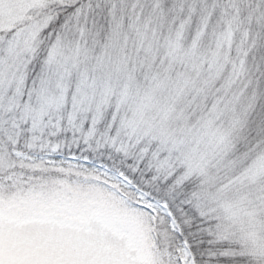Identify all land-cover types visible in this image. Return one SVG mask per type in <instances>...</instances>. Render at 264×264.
<instances>
[{
	"label": "snow or ice",
	"instance_id": "1",
	"mask_svg": "<svg viewBox=\"0 0 264 264\" xmlns=\"http://www.w3.org/2000/svg\"><path fill=\"white\" fill-rule=\"evenodd\" d=\"M0 264H264V0H0Z\"/></svg>",
	"mask_w": 264,
	"mask_h": 264
}]
</instances>
